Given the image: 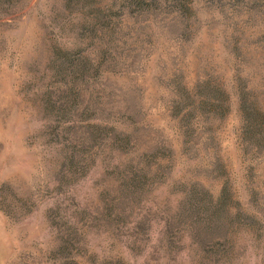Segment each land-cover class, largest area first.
I'll use <instances>...</instances> for the list:
<instances>
[{"label":"rangeland","instance_id":"374dc122","mask_svg":"<svg viewBox=\"0 0 264 264\" xmlns=\"http://www.w3.org/2000/svg\"><path fill=\"white\" fill-rule=\"evenodd\" d=\"M262 120L264 0H0V264H264Z\"/></svg>","mask_w":264,"mask_h":264},{"label":"trees","instance_id":"16d2710c","mask_svg":"<svg viewBox=\"0 0 264 264\" xmlns=\"http://www.w3.org/2000/svg\"><path fill=\"white\" fill-rule=\"evenodd\" d=\"M190 8L187 9V11H189ZM263 121V120H262ZM264 122V121H263Z\"/></svg>","mask_w":264,"mask_h":264}]
</instances>
